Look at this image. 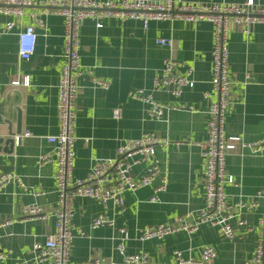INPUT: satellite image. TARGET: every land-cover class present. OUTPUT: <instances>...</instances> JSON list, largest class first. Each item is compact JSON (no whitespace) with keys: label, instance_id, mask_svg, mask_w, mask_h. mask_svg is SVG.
<instances>
[{"label":"crops","instance_id":"0c3cea01","mask_svg":"<svg viewBox=\"0 0 264 264\" xmlns=\"http://www.w3.org/2000/svg\"><path fill=\"white\" fill-rule=\"evenodd\" d=\"M196 3H241L244 0H183ZM264 3V0H256ZM41 18L43 27L36 28L34 53L28 60L17 54V33ZM63 17L45 14L42 7H25L20 16L0 14V137L8 127L15 130L20 110V134L12 152L3 151L0 143V175H18L24 188L15 180L0 191V252L5 259L0 264H36L32 245L42 242L54 231L55 212L59 207L54 173L56 163H38V156L51 153L53 144L46 139L58 131L57 82L65 63L63 56ZM10 22L14 25L7 29ZM102 27L84 19L79 30V74L76 77L77 97L75 119L73 180L84 178L99 158L115 155L117 146L125 139L139 137L144 132L167 136L168 144L156 151L160 171L153 184L123 195V210L108 204L106 209L87 197L69 196L66 206L73 209L71 218L74 239L70 264H91L92 257L104 258V264L119 263L116 249L119 229L128 232L127 253L148 254L153 264L172 263L173 252L198 257L203 245H212L216 257L206 264H244L261 237L257 225L264 214V153L252 155L237 149L225 159V170L238 185L227 184L224 191L228 201L251 199L258 192L260 206L246 211L243 217L251 230L235 227V237L226 238L210 225H202L188 234L184 230L161 239L142 241L139 230L145 225L176 224L178 218L191 213L192 221L204 202L205 160L202 143L207 138V110L216 99L211 89L212 24L205 20L195 23L183 19L141 21L106 18ZM158 38L171 40L168 47L156 43ZM228 63L232 82V103L225 116L224 133L244 141L264 138V23H257L248 34L232 25L228 33ZM178 61L177 71H191L192 87H183L179 96L168 89H153V79L160 73L163 59ZM248 75V76H247ZM93 78L109 82L106 89L94 85ZM19 79L18 85L11 82ZM27 79L28 83H22ZM141 89L155 100L168 105H192L193 110L168 109L156 120L145 111L146 105L132 97ZM208 92L207 98L204 93ZM119 109V116L113 110ZM145 168L141 162L133 167L140 176ZM165 177L166 188L151 201L154 188ZM34 192L39 195H33ZM36 202L43 215L22 216L24 205ZM100 213L113 221L112 225L91 228ZM78 229L85 235L80 236ZM48 264V263H42Z\"/></svg>","mask_w":264,"mask_h":264},{"label":"built area","instance_id":"2783aa9c","mask_svg":"<svg viewBox=\"0 0 264 264\" xmlns=\"http://www.w3.org/2000/svg\"><path fill=\"white\" fill-rule=\"evenodd\" d=\"M39 5L45 14L56 13L63 17V56L65 63L57 82V120L58 131L48 135L47 141L53 144L51 153L38 156V163L54 161L56 171L54 179L58 196L59 207L55 212L54 231L48 234L42 242L36 241L32 245V261L36 264H70L69 256L74 239L71 218L73 209L66 206L69 196L87 197L97 201L103 209L108 204L123 210L126 192H133L141 187L153 184L158 173L159 159L156 151L159 147L168 144L167 136L158 135L155 132H144L139 137L125 139L116 148L115 155L110 158L96 159L89 173L84 178L73 180L71 171L75 156L74 143L76 97L78 86L76 77L79 74V30L84 19H91L95 26L102 27V21L106 18H118L122 20H138L146 25L151 20L183 19L195 23L200 20L212 24L213 47L211 50V89L216 99L209 103L207 110V138L202 143L201 154L205 160L204 170V202L198 209L192 221L187 219L191 213L178 218L176 224L159 223L145 225L139 230V239H161L166 235L184 230L188 234L197 231L202 225L216 227L226 238L235 237V227H244L251 230L247 220L243 217L246 211H253L260 206L258 192L251 199L241 198L234 203L228 201L224 186L227 184L238 185L233 175L225 170L226 156L237 149V145L243 151L252 155L264 153V138L255 141H244L238 136H226L224 133L225 116L228 107L232 103V82L230 79L228 63V33L232 25L238 26L241 32L248 34L257 23H264V3L256 0H244L241 3H196L183 0H0V14L20 16L25 7ZM14 23L10 22L9 29ZM41 18H36L32 25L26 26L17 33V54L22 60H28L35 49L36 28L43 27ZM157 44L172 46V42L166 38H158ZM179 63L172 57L163 59L160 73L153 79V89H168L174 96H179L183 87H192L191 71L179 73L176 69ZM248 76V75H247ZM94 85L106 89L109 82L100 78H93ZM23 85L28 83L25 79ZM19 79L11 82L15 86ZM208 92L204 93L207 98ZM132 97L142 101L145 111L152 118L159 120L163 112L168 109L193 110L192 105L181 104L168 105L155 100L150 94L141 89L133 92ZM113 116H119V109L113 110ZM22 135L15 136V143L20 141ZM145 163L143 173L138 176L133 173V167L139 163ZM15 180L24 188V184L18 175L6 173L0 175V191L8 182ZM166 188V179L163 177L160 184L154 188L151 201L157 200V193ZM33 195H39L34 192ZM43 208L36 202L23 206L22 216L31 218L43 215ZM11 220L0 222V227L9 225ZM113 221L107 219L103 213L98 214L91 222L90 227L96 228L104 225H112ZM261 229L259 238L251 257L244 264H264V214L258 221ZM80 236L85 235L83 229H78ZM121 236L116 249L122 260L109 264H153L147 253H127L125 240L128 232L119 229ZM216 250L212 245L205 244L201 247L199 256H184L179 250L173 252L172 263L161 264H206L216 257ZM6 255L0 252V259ZM91 264H104V258L92 257ZM21 264H27L23 262Z\"/></svg>","mask_w":264,"mask_h":264},{"label":"water","instance_id":"95a60500","mask_svg":"<svg viewBox=\"0 0 264 264\" xmlns=\"http://www.w3.org/2000/svg\"><path fill=\"white\" fill-rule=\"evenodd\" d=\"M21 129H20V110H18V116H17V123H16V128L15 130H12L11 127H8V131L6 133L5 137H0V143H3V151L4 152H12L15 144V136L17 134H20ZM1 149V147H0Z\"/></svg>","mask_w":264,"mask_h":264}]
</instances>
